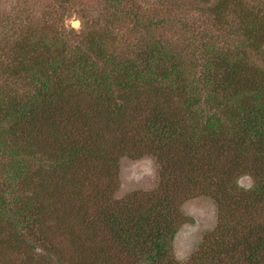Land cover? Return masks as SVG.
I'll return each mask as SVG.
<instances>
[{"label":"trees","instance_id":"trees-1","mask_svg":"<svg viewBox=\"0 0 264 264\" xmlns=\"http://www.w3.org/2000/svg\"><path fill=\"white\" fill-rule=\"evenodd\" d=\"M232 5L233 33L241 30L242 45L240 40L236 50L216 49L207 32L197 47L200 61L185 60L174 46L156 39L140 43L133 56L121 59L104 52L109 42L96 30L73 46L70 59L47 61L45 73L37 70L36 61L24 65L21 60L35 90L23 100L0 98L5 183L0 186V216L8 212L27 220L34 215L36 222L49 213L34 181L54 184L48 199L87 201V214L91 199L81 197L76 173L64 176L70 169L115 167L117 155L110 146L135 158L154 153L161 164L157 186L105 205L94 198L99 207L85 227H103L122 251L142 257V264H264V13L253 12L242 0ZM227 7V0H218L206 10L219 22ZM244 48L260 54L258 63L249 62ZM20 50L21 59L27 58V50ZM99 60L105 61L103 69ZM134 86H142L136 100L121 95ZM65 90L76 100L63 107L57 99ZM171 93L178 98L176 111L166 102ZM192 109L196 114L216 111L202 130L197 131L198 123L187 130L176 112ZM226 120L230 125L222 129ZM243 175L252 179L248 188L238 184ZM198 194L215 202L216 223L187 262L171 261L174 237L186 220L181 206Z\"/></svg>","mask_w":264,"mask_h":264},{"label":"rangeland","instance_id":"rangeland-1","mask_svg":"<svg viewBox=\"0 0 264 264\" xmlns=\"http://www.w3.org/2000/svg\"><path fill=\"white\" fill-rule=\"evenodd\" d=\"M217 1L0 0V98L23 100L35 90L29 82L31 73L21 69V60L24 65L36 61L37 70L45 73L48 71L47 61L55 57L60 61L73 57V46L80 45L82 37L92 30L106 36L109 44L104 47V52L118 55L121 59L133 56L140 43L156 39L174 46L185 60L200 61L197 47L207 32L213 37L216 49L236 50L240 48V40L242 45V36L240 39V29L233 33L235 23L230 8L237 0H227L229 7L221 10L223 21L219 22L214 19V14L206 10L215 6ZM242 3L255 13H264V0H242ZM112 20L113 25L110 24ZM72 21H77V26H71ZM154 22L158 25H154ZM70 28L75 32L69 31ZM44 43L48 47H44ZM21 46L27 50L28 59H21ZM244 49L249 62L258 63L259 53ZM98 62L99 69H103L105 61ZM62 70L66 72L67 66L63 65ZM114 89L117 94L116 85ZM141 90L142 86H134L121 95L136 100ZM57 100L65 107L76 98L65 90ZM177 100L174 93L166 95V102L174 111L177 110ZM204 108L203 105L202 110ZM214 111H203L201 114H196L194 109L185 113L177 111V121L187 130L198 123L199 131ZM229 125L230 122L226 120L221 128ZM130 131L126 129L125 133ZM90 132L92 134L91 129ZM111 151L117 155L115 167L89 164L81 172L70 169L69 174L64 175L67 178L72 172L78 175L81 197L88 196L91 199L87 214L84 213L87 201L74 199L72 203H67L64 196L61 201L53 197L48 199L54 184L49 185L50 181L39 185H36V181L31 182L45 197H42L45 200L44 210L49 213L40 215L42 218L38 217L36 222L33 221L34 215L27 220L18 218L14 213L9 215L8 212L0 216V264H142V257H133L122 251L103 227H85V222L96 216L99 207L93 204L94 198L98 204L105 205L132 191H150L157 186L161 164L154 153L135 158L120 147L110 146ZM58 173L55 178L59 181L62 173ZM2 176L0 173V186L5 184ZM28 176H33L31 169L28 170ZM238 184L248 188L252 185V179L243 175ZM27 190L33 191L32 187ZM181 210L186 220L174 237L170 255L171 261L177 263L187 262L194 255L203 235L216 223V205L209 196H192L182 204Z\"/></svg>","mask_w":264,"mask_h":264},{"label":"water","instance_id":"water-1","mask_svg":"<svg viewBox=\"0 0 264 264\" xmlns=\"http://www.w3.org/2000/svg\"><path fill=\"white\" fill-rule=\"evenodd\" d=\"M77 23H78L77 21H72V22H71V26L75 27V26H77V25H76Z\"/></svg>","mask_w":264,"mask_h":264},{"label":"bare ground","instance_id":"bare-ground-1","mask_svg":"<svg viewBox=\"0 0 264 264\" xmlns=\"http://www.w3.org/2000/svg\"><path fill=\"white\" fill-rule=\"evenodd\" d=\"M77 24H78V23H77ZM77 24H76V25H77Z\"/></svg>","mask_w":264,"mask_h":264}]
</instances>
